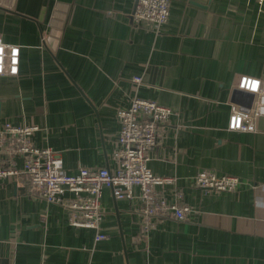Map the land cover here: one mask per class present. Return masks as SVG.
Segmentation results:
<instances>
[{
  "label": "crops",
  "instance_id": "1",
  "mask_svg": "<svg viewBox=\"0 0 264 264\" xmlns=\"http://www.w3.org/2000/svg\"><path fill=\"white\" fill-rule=\"evenodd\" d=\"M135 2L0 5L2 39L19 48L17 72L0 74V128L38 126L33 144L51 147L67 174L114 171L116 111L134 96L168 106L147 165L176 178L191 211L141 234L140 200L104 187L99 231L108 238L96 241L62 206L0 178V264H264V116L255 131L228 128L231 104L245 102L233 94L238 76L264 80V0H170L158 29L131 22ZM203 169L241 183L204 190L193 180Z\"/></svg>",
  "mask_w": 264,
  "mask_h": 264
},
{
  "label": "built area",
  "instance_id": "2",
  "mask_svg": "<svg viewBox=\"0 0 264 264\" xmlns=\"http://www.w3.org/2000/svg\"><path fill=\"white\" fill-rule=\"evenodd\" d=\"M169 7L170 0H136L130 14L131 22L135 25L146 23L158 29L167 21ZM18 57V46L4 42L0 33V74H15ZM245 78L259 79L260 89L255 93L240 89ZM140 80L139 76L132 79L134 83ZM235 89L252 94V97L248 105L245 102L231 104L228 128L255 131L257 119L264 116V80L241 74ZM171 113L168 106L154 100L132 97L128 106L116 111L119 136L111 154L115 170L108 166L83 167L75 174L63 171L62 160L51 147L33 144L31 136L40 129L38 126L6 122L0 128V154L7 155L6 161L0 163V178L13 177L29 195L62 206L70 224L96 230V241L108 238V234L99 231L104 187L110 188L117 199L137 197L140 200L135 211L141 218V234H146L161 218L183 220L191 208L183 202L182 191L175 186L176 178L155 175L147 165ZM16 155L23 157L20 168L13 164ZM193 180L198 187L214 191H232L241 183L237 176L217 175L206 169L199 170ZM169 187L172 188L170 197L166 193ZM135 188L139 189L138 194Z\"/></svg>",
  "mask_w": 264,
  "mask_h": 264
},
{
  "label": "clouds",
  "instance_id": "3",
  "mask_svg": "<svg viewBox=\"0 0 264 264\" xmlns=\"http://www.w3.org/2000/svg\"><path fill=\"white\" fill-rule=\"evenodd\" d=\"M261 81L259 79H248L245 78L241 84L240 89L247 90L249 92L255 93L260 89Z\"/></svg>",
  "mask_w": 264,
  "mask_h": 264
},
{
  "label": "water",
  "instance_id": "4",
  "mask_svg": "<svg viewBox=\"0 0 264 264\" xmlns=\"http://www.w3.org/2000/svg\"><path fill=\"white\" fill-rule=\"evenodd\" d=\"M0 5H4L8 8H12L14 6V0H8V2H3L2 0H0ZM234 95L237 94L239 95L240 97H244L245 98V104L248 105L249 104V101L252 97V94H246L245 92H242L241 90H237L235 89V92L233 93ZM234 102H237L239 103V101H234ZM243 103V102H241Z\"/></svg>",
  "mask_w": 264,
  "mask_h": 264
}]
</instances>
